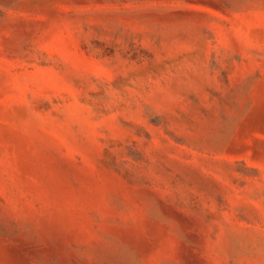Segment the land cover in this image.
Instances as JSON below:
<instances>
[{
	"label": "rangeland",
	"instance_id": "1",
	"mask_svg": "<svg viewBox=\"0 0 264 264\" xmlns=\"http://www.w3.org/2000/svg\"><path fill=\"white\" fill-rule=\"evenodd\" d=\"M0 264H264V0H0Z\"/></svg>",
	"mask_w": 264,
	"mask_h": 264
}]
</instances>
